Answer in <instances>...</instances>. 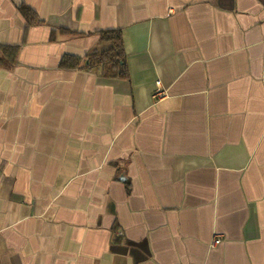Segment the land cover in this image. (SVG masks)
Returning <instances> with one entry per match:
<instances>
[{
    "label": "crops",
    "instance_id": "0c3cea01",
    "mask_svg": "<svg viewBox=\"0 0 264 264\" xmlns=\"http://www.w3.org/2000/svg\"><path fill=\"white\" fill-rule=\"evenodd\" d=\"M0 264H264V0H0Z\"/></svg>",
    "mask_w": 264,
    "mask_h": 264
},
{
    "label": "trees",
    "instance_id": "16d2710c",
    "mask_svg": "<svg viewBox=\"0 0 264 264\" xmlns=\"http://www.w3.org/2000/svg\"><path fill=\"white\" fill-rule=\"evenodd\" d=\"M21 13L28 18L27 10L21 9ZM120 39V35L117 32L102 33L98 46L86 56L83 65L78 59L64 58L61 62V67L66 69L81 67V69L92 73H111L123 62Z\"/></svg>",
    "mask_w": 264,
    "mask_h": 264
},
{
    "label": "built area",
    "instance_id": "2783aa9c",
    "mask_svg": "<svg viewBox=\"0 0 264 264\" xmlns=\"http://www.w3.org/2000/svg\"><path fill=\"white\" fill-rule=\"evenodd\" d=\"M166 97H167V94L164 91L161 82L157 81L155 83V89H154L152 96H151L152 100L154 102H159V101L164 100ZM219 243H220V240H215V242H214L215 245H218Z\"/></svg>",
    "mask_w": 264,
    "mask_h": 264
}]
</instances>
